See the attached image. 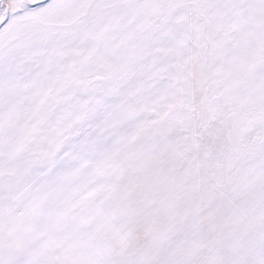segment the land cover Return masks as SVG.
I'll return each instance as SVG.
<instances>
[{"label":"snow or ice","instance_id":"1","mask_svg":"<svg viewBox=\"0 0 264 264\" xmlns=\"http://www.w3.org/2000/svg\"><path fill=\"white\" fill-rule=\"evenodd\" d=\"M0 264H264V0H0Z\"/></svg>","mask_w":264,"mask_h":264}]
</instances>
